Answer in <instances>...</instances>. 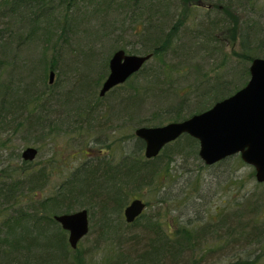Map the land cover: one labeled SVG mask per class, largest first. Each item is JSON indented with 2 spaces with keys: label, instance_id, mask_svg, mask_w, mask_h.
I'll return each mask as SVG.
<instances>
[{
  "label": "rangeland",
  "instance_id": "1",
  "mask_svg": "<svg viewBox=\"0 0 264 264\" xmlns=\"http://www.w3.org/2000/svg\"><path fill=\"white\" fill-rule=\"evenodd\" d=\"M211 1L213 0L189 3L190 10L184 19L185 25L182 26L184 32H181L179 40L172 44L176 46L175 50L168 49L164 56L162 55L165 67L161 68L157 77L152 73L137 76L136 80L142 87L144 84H150L152 88L142 93L143 96L138 101L127 99L126 102L118 96V89L107 90L102 95L97 93L107 72V65H102L105 56L108 59L111 52L120 47L125 52L138 54L149 49L150 44L133 40L137 36L131 33H134L139 25L132 27L131 19L126 17V0H41L39 6L28 8L24 5L18 8L24 14L22 20L16 13L4 11L7 3L0 0V27H5L0 36V44L5 52L2 56L7 60L4 67L0 68V82L5 83L10 77L11 85L18 89L6 94L20 97V85L29 81L33 93L46 91L32 108V104L28 105L29 111L33 110L36 115L41 116L36 123L26 122L24 116L28 117L29 111L25 112L20 104L13 108L6 105L7 110H18V113L7 112L4 118L9 125L5 130L0 129V169L20 170L24 165L27 170L25 174L33 171L39 175L36 178L33 197H44L53 192L71 170L80 166L83 161L94 156L113 161L119 158L124 152L125 144L120 138L133 132L138 124H142L137 122H166L171 119L168 116L174 113L164 111L177 105L175 103L182 99V109H178V114L187 115L195 109V101L201 97L199 92L202 86L213 84L218 78H230L234 85L242 83L237 82L238 78L246 76H238L245 65L237 60V53L242 50L240 39L247 27L250 49L264 51V0H230L234 5H240L236 10L227 4V0H222L226 2L219 4V7L210 5ZM185 4H188L185 0H163V3L154 7L165 14L173 10L181 11ZM224 9L236 17L234 26L233 22L230 24L229 18L220 26L211 24L209 32L214 38L205 41L203 25H208V19L215 18L216 15H224ZM32 12H39L40 25L47 31V40L42 36H33L15 46L17 38L9 37L8 30L14 31V34L25 33V20ZM251 19L255 22L250 21ZM160 20V23L167 25V19ZM65 22L70 26L66 30L65 40H60L58 34ZM81 52L85 53V57L92 56L90 65L84 64L89 56L83 59ZM40 58H45L47 62L53 61L50 81L49 69L46 68L44 72L41 70L43 63L38 62ZM144 62L147 67L155 64L151 55ZM8 68H12L11 74L7 72ZM229 85L227 83V88ZM207 98L206 105H209L213 99ZM16 119L21 122L19 125L15 124ZM105 143L109 145L106 146ZM26 145L36 148L35 155L30 160L20 157V150ZM197 157L198 155L194 157L193 153L185 156L175 155L174 160L168 163V174L157 172L148 184L124 188L127 191L124 205L132 197L141 198L144 207L139 216H150L161 230L170 232L176 217L179 224L188 225L186 219L192 218L193 215L202 216L204 223L210 220H207L208 215L213 214L211 212H214L215 206L224 207L227 211L234 210L240 204H236L237 201L231 202L232 200H237L244 192L252 198L255 193L264 189V183L256 182L254 176L249 175L252 167L246 163L241 165L231 160L210 168L200 165V168L196 169V165L202 162ZM158 159H165V156L158 155ZM185 168L199 170V174L205 177L199 190L202 197L194 202L189 200V196L185 201L178 194L182 187L185 193L192 196L196 193V185L192 184L193 182L185 183V174H179L177 182L170 180L173 176L175 178V173H181ZM198 179L200 180L199 177ZM163 184V189L167 190L166 195L158 201L162 192V187H158ZM123 206L118 211L107 210L110 227L108 225L106 229L116 226L117 231L122 230L125 222ZM80 207H86L88 211H93V214H87L88 230L75 246L83 251L86 258L95 262L94 264H101L100 262H104L103 257L115 249L113 230L100 231L96 226L101 213H94L95 207L91 202L84 200L83 203H74L73 209ZM214 216L215 214L212 215ZM1 220L0 214V223ZM137 225L131 224L130 232L136 229ZM124 233L127 234L126 230ZM214 237L201 245L207 260L214 259L217 253L208 252V247L211 244L215 247L221 244V240ZM64 239L66 240L65 230ZM68 255H71V252Z\"/></svg>",
  "mask_w": 264,
  "mask_h": 264
},
{
  "label": "trees",
  "instance_id": "2",
  "mask_svg": "<svg viewBox=\"0 0 264 264\" xmlns=\"http://www.w3.org/2000/svg\"><path fill=\"white\" fill-rule=\"evenodd\" d=\"M3 1L7 3L4 6V11L8 10L11 13H16L22 20L24 14L18 8L24 5L28 6V8L34 5L39 6L41 0ZM143 1L146 3L144 2L143 4ZM126 2L128 5L126 17L131 19L132 27L139 25L138 29L131 33L137 36L133 40L136 39L137 42L150 44L149 49L145 52L151 53L155 64L147 67L144 62L140 68L124 81L113 85L108 90L118 89V96L121 99L126 102L128 101L127 99L136 102L142 98V93L148 88H152L150 84H144L142 87L140 82L136 80L137 76L152 73V75L157 77L161 68L165 67L162 55L164 56L168 49L175 50L176 46L174 47L172 44L176 43L179 40V34L184 32L182 26L185 25L184 19L188 15V10H190L189 3L197 4L199 2L198 0H185L188 4L183 6V10L169 11L165 13L166 15L154 7L163 3V0H126ZM225 2L213 0L210 5L218 6L222 3L225 4ZM233 3V1L227 0V4L233 7V10L239 9L240 5H234ZM224 10V15H216L215 18L208 19V25H203L205 41L214 38L209 32L212 25L219 24L220 26L225 24L229 18L230 24L232 25L233 22L234 26L236 17L234 14L230 15L227 9ZM38 14L39 12H32L27 17L25 20L27 23L25 33L17 32L14 34V31L8 30L7 35L9 37L17 38L15 46L33 36L38 38L42 36L44 40H47V31L46 29L43 30L40 25ZM160 19H167V25L160 23ZM250 21L255 22L254 19ZM69 26L66 22L62 25L58 34L60 40H65L67 36L66 30ZM165 26H167L166 29L164 28ZM248 27H250V24H248ZM4 30L5 27H0V36H2ZM123 32L126 31L123 30ZM243 32H245L244 38L240 39L242 50L237 53L239 54L237 60L244 62L245 65L238 73V76L245 74L248 77L247 66L249 61L254 56L264 57V51L250 49L247 27ZM4 53V48L0 44V68L4 67L3 65L7 61L2 56ZM81 55H83L84 59L85 53L81 52ZM91 57L90 55L85 59V62L83 61L85 65L92 63ZM39 61L43 63L41 68L43 72L46 68L51 70L54 68L52 60L47 62L45 58H40ZM102 65L105 67L107 65L106 56ZM11 70L12 68H8L7 72L11 74ZM246 76L245 78L247 79ZM245 78H238L237 82H242L239 85H234L235 83L230 78H218L213 84L202 86L203 88L199 92L201 97L195 101L197 104L195 109L187 115L179 116L178 114V109H182L183 99L175 103L177 105L172 106L174 109H166L164 112L174 113L168 116V118H171L169 120L184 118L193 112L207 108L215 100L230 94L245 83ZM227 83L230 84L228 88L226 86ZM20 86H22L20 90L22 92L21 96L12 97V94L7 95L6 93L14 92L18 89L11 85V78L9 77L5 83L0 82V129L5 130L7 125H9L4 118L7 112L11 114L18 113V110L16 112L7 110L6 105L9 108H13L20 104L22 109L28 112L30 109L28 105L32 104V108L40 96L46 93V91L42 92L43 94L39 91L33 93L30 90V81L23 82ZM206 98H211L213 101L206 105ZM39 116L32 110V112L29 111L28 117L26 115L24 117H26L28 124H32L41 118ZM16 120V123H14L19 125L21 122L19 119ZM138 123L154 125L163 122L162 120H148ZM120 140L125 142V144L123 147L124 152L119 158L113 161L94 156L92 159L83 161L80 166L71 170L69 175L55 187L53 192L44 197H33L36 189V178L39 175L33 173V171L25 174L27 170H25L26 167L24 165L20 170L0 169V214L2 215L0 223V264H94L95 262H92L90 258H86L83 255V251L77 246L69 247L67 240L64 239V229L52 218L54 213L74 210V203H83L84 200L94 205V213L96 211L101 213V218L96 223L100 231L113 230L112 232L114 233L115 249L110 250L109 254L103 257L104 262H100L101 264H264V215L261 217L264 214V189L259 193H255L252 198L248 196V193H242L240 198L238 197L237 200L231 201H237L236 204H240L234 210L227 211L223 209L224 207L218 208L215 206L213 208L214 212H211L215 216L212 217L213 214L208 215L207 220H210L204 223L202 216L193 215V219H186L188 225L179 224V220L176 217L170 232L161 230L157 222L152 220L150 216L141 217L139 214L132 221L123 222L122 230L124 231L121 229L117 231L116 226H112V229H106L108 225L110 227L109 219L106 216L107 210L118 211L125 203L127 191L124 188L148 184L153 180L157 172L168 174V163L174 160L175 155L185 156L188 153H193L194 157L197 156V140L186 133H182L173 140L166 142L158 153L152 157H145L141 154L143 141L135 136L133 132L124 134ZM105 145L108 146L109 144L105 143ZM161 154L165 156V159H158V155L160 156ZM231 160L244 165V162L235 153L210 164L200 162V164L196 165V169L197 167L200 168V165L203 168H210L215 166V164L230 162ZM185 169L181 173H175V178L173 176L170 180L177 182L179 174H185V183L193 182L192 184L196 185V193L192 196L189 193H185L182 187L178 194L185 201L189 196V200L194 202L202 197L199 190L202 182L205 181V177L199 174V170ZM20 172L23 174H20ZM249 175L253 176L252 169H250ZM261 183H264V181ZM163 186L164 184L158 187V189L162 187L158 201H161L166 195L167 190L163 189ZM22 202L24 204H21ZM84 208L87 214H93V211L90 212L86 207ZM131 224H138L137 228H134L132 232H130L129 228ZM125 230L126 235L125 233L123 234ZM213 236H215L216 240H221V244L216 247L211 246V244L208 247V252L215 251L217 253L214 259L207 260V255L203 252L205 250L201 249V245L207 240L209 241V238ZM69 252H71V255H68ZM208 254L211 255V253Z\"/></svg>",
  "mask_w": 264,
  "mask_h": 264
},
{
  "label": "water",
  "instance_id": "3",
  "mask_svg": "<svg viewBox=\"0 0 264 264\" xmlns=\"http://www.w3.org/2000/svg\"><path fill=\"white\" fill-rule=\"evenodd\" d=\"M150 52L130 53L114 49L107 59V72L98 88L102 95L113 85L121 83L142 66ZM248 77L243 85L230 94L212 102L207 108L176 120L154 125H137L135 136L143 141L142 154L152 157L161 147L182 133L197 140V155L205 164L237 153L253 169L255 181H264V57L254 56L247 66ZM52 70L48 71V81ZM36 148L26 145L20 157L30 160ZM144 207V201L132 197L122 209L125 221H132ZM52 218L66 231V240L75 247L88 229L84 207L52 214Z\"/></svg>",
  "mask_w": 264,
  "mask_h": 264
}]
</instances>
